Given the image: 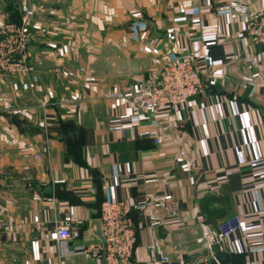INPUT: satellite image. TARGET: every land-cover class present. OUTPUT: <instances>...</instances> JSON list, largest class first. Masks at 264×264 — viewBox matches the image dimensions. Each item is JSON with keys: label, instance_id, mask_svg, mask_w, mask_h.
Segmentation results:
<instances>
[{"label": "crops", "instance_id": "0c3cea01", "mask_svg": "<svg viewBox=\"0 0 264 264\" xmlns=\"http://www.w3.org/2000/svg\"><path fill=\"white\" fill-rule=\"evenodd\" d=\"M29 1L26 16L0 0V24L29 28L32 67L0 81V264H105L82 253L101 243L102 203L164 193L180 215L152 227L161 210L132 211V264L202 263L212 254L201 224L234 215L240 230L213 255L264 264V43L247 36V18L220 11L229 0ZM249 2L264 11V0ZM183 53L209 94L156 113L138 105L139 89ZM71 210L81 236L58 239Z\"/></svg>", "mask_w": 264, "mask_h": 264}, {"label": "built area", "instance_id": "2783aa9c", "mask_svg": "<svg viewBox=\"0 0 264 264\" xmlns=\"http://www.w3.org/2000/svg\"><path fill=\"white\" fill-rule=\"evenodd\" d=\"M20 8L26 16L30 14L29 0H20ZM220 11L232 12L246 17L244 30L247 36L255 43H264V11L253 10L249 0H229L221 5ZM28 45L29 28L26 24H0V81L32 69L28 66ZM258 77V72L245 76L243 87L247 88ZM205 91L204 78L201 69L194 61L193 54L183 53L165 60L158 78L153 83L141 87L134 100L147 111L156 113L163 107L177 108L191 98L204 94ZM149 135L155 137L157 144L162 143L161 132L153 130L149 132ZM153 181L156 179H148V182ZM43 199L53 201V199L43 196L36 197L38 201ZM148 207L163 212V216L150 214L149 219L152 227L161 225L166 216L178 217L180 215L179 200L171 193L157 195L135 204L124 200H105L100 210V222L105 245L102 243L89 244L82 253L90 258L101 257L106 264H132L137 243V227L132 218V211L134 209L144 211ZM74 223L75 215L71 210L55 229L56 237L67 240L79 238L81 232L73 228ZM240 227L241 219L238 215L231 216L216 226L202 223L200 241L203 243L204 249L212 254L211 257L216 258L213 255L215 246L237 233ZM37 229L41 230V225H37ZM10 237L16 241L14 232H10ZM150 248L154 250L155 245ZM208 259L206 258L204 263ZM168 260L167 256L161 258L153 256L152 258L154 264H161Z\"/></svg>", "mask_w": 264, "mask_h": 264}, {"label": "water", "instance_id": "95a60500", "mask_svg": "<svg viewBox=\"0 0 264 264\" xmlns=\"http://www.w3.org/2000/svg\"><path fill=\"white\" fill-rule=\"evenodd\" d=\"M210 89H211V87L207 88L205 92L209 94ZM93 224L95 225V231H94L95 235L98 237V239L101 241V243L103 245H105V238H104L103 233H102L101 222L95 221ZM229 256H230L229 254H224V255L218 256L216 258L210 257L206 263L202 262V263H198V264L226 263L227 260H229ZM223 258H225V259H223ZM104 263L106 264L105 261H104Z\"/></svg>", "mask_w": 264, "mask_h": 264}, {"label": "rangeland", "instance_id": "374dc122", "mask_svg": "<svg viewBox=\"0 0 264 264\" xmlns=\"http://www.w3.org/2000/svg\"><path fill=\"white\" fill-rule=\"evenodd\" d=\"M3 1H9V0H3ZM12 1H13V4L12 5L14 7H16V8L18 7V9L21 11V8H19V5L20 4L17 2V0H12ZM19 2H20V0H19ZM29 4H30V1H29Z\"/></svg>", "mask_w": 264, "mask_h": 264}]
</instances>
